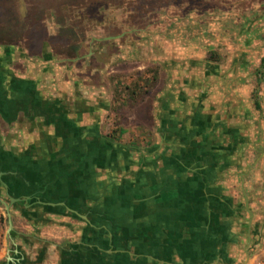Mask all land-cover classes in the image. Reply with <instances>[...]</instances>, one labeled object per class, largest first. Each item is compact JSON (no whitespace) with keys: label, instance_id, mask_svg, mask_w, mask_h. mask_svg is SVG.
<instances>
[{"label":"rangeland","instance_id":"374dc122","mask_svg":"<svg viewBox=\"0 0 264 264\" xmlns=\"http://www.w3.org/2000/svg\"><path fill=\"white\" fill-rule=\"evenodd\" d=\"M226 1L87 0L45 9L23 0L28 38L0 39V54L34 106L30 115L1 116L0 155L29 163L40 189L90 223L63 208L28 218L16 204L11 227L0 204L2 263L17 250L27 264H67L64 252L84 264H142L146 253L189 264L193 256L186 261L184 253L202 240L225 250L228 228L241 247L249 230L251 244L262 239L248 264L264 257V73L257 71L264 26L254 24L250 46L236 34L261 16L264 0ZM237 53L252 59L245 85L231 84L240 71L225 73ZM256 89L261 109L250 113L243 103ZM88 128L108 138L94 158L79 151ZM172 243L178 247L166 250Z\"/></svg>","mask_w":264,"mask_h":264},{"label":"flooded vegetation","instance_id":"af4514ba","mask_svg":"<svg viewBox=\"0 0 264 264\" xmlns=\"http://www.w3.org/2000/svg\"><path fill=\"white\" fill-rule=\"evenodd\" d=\"M226 3L227 1L225 0V5ZM263 13H264V9L262 10L261 16L264 15ZM261 16H258V17L254 16L253 19L255 18V20L253 24L249 22L250 21L249 19H252V17L249 19H245L244 23H246V21L249 20L248 21L249 24L245 27H240L236 32V34L239 36L246 35L245 44L247 46H250V44L254 43L256 32H257L256 30L259 29V27L257 29L254 26V24H257L259 22V24H262V26H264V17H263V21L261 22L260 21ZM0 52H2V50H0ZM19 52H21L20 47L15 49L13 52L6 53L5 56H10V54L12 53H13L12 54L13 56L18 55ZM244 54L237 53L236 55H232L231 63H229L228 68L225 69V73L226 71L228 72L240 71V75H238L237 77L234 78V80L231 81L232 85L236 83L238 84L242 83L245 85L246 83H248L250 78L254 75L253 71L250 73H247L249 71H247L246 67H248L249 65L248 63L252 61V59H249L246 53ZM2 57L4 56L0 54V118L1 116L4 118L5 116L13 117L16 114V112L19 110H23L25 114L30 115L32 112L31 109L33 108L34 105L32 101L29 99V96L27 93L20 92L21 90L20 86H22L23 81L18 76L21 74H18L14 66L10 64L6 66V63L3 64L1 61ZM263 57L264 55L261 58V64L257 70L259 74L264 73ZM4 77H6V79H4ZM261 99H262V95L256 89L254 97L248 98V101L246 100L243 104L247 107L246 109H248L250 113H253L255 110L261 109V103H260ZM240 103H241V100H239L238 104ZM88 129H87L88 130L87 133L84 134L86 136L84 138V141H81V144L79 146L80 148L79 151L82 154L83 152H85L84 155L88 158H94V155H97L98 153L100 154V152L97 149L99 146V142L105 139L108 140V138L100 134V132L97 131L96 129H92V128H88ZM99 157L100 156L95 157V159ZM17 161L18 162H14L10 160V158L5 157V156L3 157L2 155H0V172H3L0 177V204L4 205L8 215L10 212L9 219H11L10 216L13 214L12 207L15 206L16 204H22L21 214L23 216H28V218L30 217V215H37V213L40 212V210H48V209L55 210L57 208H63L66 211H69L70 213L75 215L76 217H79L83 219L84 221L90 223V220L88 219V216L86 214L79 212L77 209L73 207H70L69 204L63 200L56 201L50 198V196L47 195L44 189H40L37 186L36 179L35 177H33V174H31L29 163L19 164V160ZM245 174L246 173L241 174L242 184L240 186H241V189L244 195L243 196L244 197V209H246L248 213L250 214L249 210L251 209H250L249 201L247 199V194H246L245 186H244ZM5 197L7 198L6 200L4 199ZM12 197L15 199L12 200L11 199ZM7 204L10 205L9 208H7ZM247 204L249 205L248 207H247ZM250 217L253 218V212H252V216L250 214ZM238 235L239 234H237V237ZM229 236L230 234L225 235V243H228L230 247L231 245H235V243L238 242L237 243L238 247L235 250L234 248H231L232 252H235V254H239L238 257L240 260L238 264H248L249 260L251 259V254L255 250H257V248L259 247L258 245L262 244L263 242L262 239L259 238L257 244L255 243L253 245V242L251 244V240H249L248 243H246L244 246L241 247L238 240H236L235 238L230 239ZM263 237L264 236L261 235V238ZM77 243L79 244V242ZM199 244L201 246L197 245L199 248L198 247L196 248L199 249L200 252L199 254H197L194 250L191 251L194 255L192 254L193 255L192 263H189V264H235L236 261L233 260V257H227V258L225 257V250H223L222 247H216L213 249L212 248L213 242L211 240H207V241L202 240L201 242H199ZM95 247L96 248H92V246L89 245L87 248L90 251L96 252L98 247L97 246ZM164 247L166 248V250H170L172 252V250L173 249L175 250V248H177L178 246L172 243L170 245L165 244ZM16 253H17V250L13 252V256H7L5 259V262L2 263L0 261V264H9V263L27 264L28 263L26 257H24L22 253H19V252L17 254ZM80 254H81V251H80ZM69 255L67 254V252H64L61 255V261L67 259L68 261L67 264H76V263L84 264L83 261L75 262L74 258L68 257ZM167 255L168 254L166 252V256ZM170 256H174V255L170 254ZM140 257L141 259H138L137 262L141 260L142 264H150V262L149 263L147 262L148 257H153L157 260H163V262H167V264H169L167 260L168 258L163 257V255L161 254L155 255L151 253H146L144 255H141ZM79 258L81 257L79 256ZM99 259L100 257L98 258V260ZM144 262H147V263H144ZM173 262L176 263L175 261ZM237 262H238V259H237ZM60 264H63V263L61 262Z\"/></svg>","mask_w":264,"mask_h":264},{"label":"crops","instance_id":"0c3cea01","mask_svg":"<svg viewBox=\"0 0 264 264\" xmlns=\"http://www.w3.org/2000/svg\"><path fill=\"white\" fill-rule=\"evenodd\" d=\"M87 0H40V5L43 8H55L58 6L62 7H78L83 5ZM264 14V13H263ZM264 15L260 17V21H263ZM23 0H0V39L4 40H22L28 38V36H23ZM260 22V23H261ZM14 69V68H13ZM15 70V69H14ZM226 191V189H225ZM261 218L262 215L258 214ZM225 225L230 226L229 219L225 220ZM225 226V228H228ZM239 227V226H238ZM233 232V230H232ZM238 233L240 231H237ZM230 234V228L225 230V235ZM238 243V242H237ZM229 246L228 243H225V257H233V260L236 261L235 264L239 263V254H235L232 252L231 248L234 250L238 247V244ZM193 247H198L194 246ZM189 248V253H184V257H186V261H190V258L194 255L191 251L194 248ZM239 250V249H238ZM193 254V255H192ZM234 255V256H233ZM149 258V259H148ZM147 262L154 264H165L167 262H163V260H157L153 257H148ZM238 259V262H237ZM252 259V257H251ZM250 259V261H251ZM250 263V262H249Z\"/></svg>","mask_w":264,"mask_h":264},{"label":"water","instance_id":"95a60500","mask_svg":"<svg viewBox=\"0 0 264 264\" xmlns=\"http://www.w3.org/2000/svg\"><path fill=\"white\" fill-rule=\"evenodd\" d=\"M2 173H3V172H0V177H1ZM11 199L14 200L15 198L12 197ZM248 206H249V205L247 204V207H248ZM9 207H10V205L7 204V208H9ZM249 212H250V214H251V216H252V211L249 210ZM9 215H10V212H9ZM251 221H252V217L249 218V226L251 225ZM9 223H10V226L12 227L11 219H9ZM248 236H249V240H250V236H251V235H250V231L248 232Z\"/></svg>","mask_w":264,"mask_h":264},{"label":"built area","instance_id":"2783aa9c","mask_svg":"<svg viewBox=\"0 0 264 264\" xmlns=\"http://www.w3.org/2000/svg\"><path fill=\"white\" fill-rule=\"evenodd\" d=\"M257 264H264V257L262 259H260Z\"/></svg>","mask_w":264,"mask_h":264},{"label":"trees","instance_id":"16d2710c","mask_svg":"<svg viewBox=\"0 0 264 264\" xmlns=\"http://www.w3.org/2000/svg\"><path fill=\"white\" fill-rule=\"evenodd\" d=\"M263 61H264V57H263Z\"/></svg>","mask_w":264,"mask_h":264}]
</instances>
